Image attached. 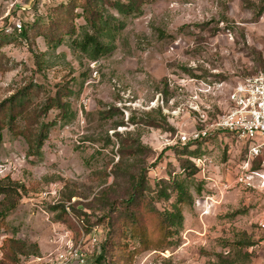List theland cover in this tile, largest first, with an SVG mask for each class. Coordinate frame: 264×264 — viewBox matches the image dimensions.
<instances>
[{
  "label": "rangeland",
  "instance_id": "1",
  "mask_svg": "<svg viewBox=\"0 0 264 264\" xmlns=\"http://www.w3.org/2000/svg\"><path fill=\"white\" fill-rule=\"evenodd\" d=\"M117 2L130 0H93L96 18L114 17L112 38L103 40L113 50L93 61L72 49L81 26L94 32L87 19L93 4L0 0V105L31 90L16 119L20 132L34 138L42 123L51 124L34 156L21 133L1 132L0 182L9 193L0 195V264H15L4 257L9 241L37 245L42 256L53 224L78 232L63 207L70 202L86 231L99 227L92 264H101L105 243L102 264H264L257 225L264 190L257 180L240 181L246 143L227 133L192 140L199 111L216 120L229 111L237 84L264 72V0H137L128 14ZM63 14L75 31L59 43ZM57 95L65 111L45 114ZM173 179L185 181L192 196L183 228L171 246L142 249L131 213L149 232L155 228L153 209L165 212L175 202L164 185ZM141 180L146 188L137 193ZM51 188L56 198L47 194Z\"/></svg>",
  "mask_w": 264,
  "mask_h": 264
},
{
  "label": "trees",
  "instance_id": "2",
  "mask_svg": "<svg viewBox=\"0 0 264 264\" xmlns=\"http://www.w3.org/2000/svg\"><path fill=\"white\" fill-rule=\"evenodd\" d=\"M137 0H130L129 4H123L121 2H117L115 8L118 10L120 14H128L130 12L135 11L134 2ZM87 5L90 7L91 4L95 6V4L92 2H88L86 0ZM84 6V11L88 13V9L86 6ZM99 11L96 9V6L91 9L90 17L87 18L90 27L93 29V33L90 34L89 31H87L84 26H81L82 31L80 32V36L73 41L72 49L78 51L79 53L85 55L88 59L96 61L97 58L100 56L110 53L113 50V44H104L103 40L105 38L111 39L112 33H111V21H113L114 17L109 16V18H102V14L99 15L97 18L95 17L96 14H98ZM69 16L63 14L62 22H65V25H63L62 29L58 30L57 33L61 32L62 34L57 35V41L63 42L64 41V34L63 33H71L70 31H75V28L72 26L71 22L67 21V18ZM88 25V24H87ZM71 27L70 30L67 31V28ZM20 29L22 27L20 26ZM2 36L0 35V40H2ZM23 38H28V30H23L20 34ZM56 37V36H55ZM58 45V44H57ZM32 93L31 90H22V92H19L18 94L12 96L5 102H3L0 105V138H1V132L6 128L9 127V129L14 133H21L23 136L26 137V140L29 145V155L34 156L40 153L41 148L44 145V141L46 140L47 133L49 130V127L51 124H44L42 123L38 132L34 134V138L32 137V133H26V132H20L19 126L16 124V119L23 115V108H24V99L29 96ZM62 96L57 95L55 98H49L47 104L44 107L43 112L47 114L50 110L57 108L59 110L65 111L66 107L68 106L67 103H64L62 101ZM20 134V135H21ZM190 169V168H188ZM165 186L168 188H171L173 193L176 194L175 202L171 206V210L165 211V212H159L158 210H154V213L158 220H156V226L153 228L150 232L147 230L144 224H142L140 221H137L136 215L134 212L131 213L135 219H131L130 228L133 233V236L138 238L140 241V244L142 245V249H147L149 247L154 246L155 248H161L164 246H171V239L174 236H177L179 232L183 228V207L185 204L190 205L191 203V194L188 191V186L186 185L185 181H179L176 179H173L172 183L167 184L164 182ZM146 188L144 181L141 180L139 184L136 187L137 193H142L144 189ZM166 189H162L160 191V195L162 197H165L166 200H170L172 196L166 193ZM9 193L8 188H5L2 186V183L0 182V195H5L7 197V194ZM134 197H132L128 201V205L130 208H132L134 204ZM0 205H3L1 203ZM65 207V206H63ZM62 207V208H63ZM72 210L75 208V205L73 204L71 206ZM56 209V208H53ZM4 211V210H3ZM132 211V210H129ZM1 213V212H0ZM64 214H66L64 212ZM67 215V214H66ZM2 216V215H1ZM10 244L9 249L4 250V257L10 258V260L15 261V264H18V261L15 259L20 256L25 257H31V256H38L40 255V249L39 247L32 246L31 250L29 249V246L25 242L21 241H9ZM100 245V242H99ZM101 254L98 258L99 263L105 262L107 257V251H108V243L103 244ZM121 255H123L122 252H120ZM115 264H119V262H115Z\"/></svg>",
  "mask_w": 264,
  "mask_h": 264
},
{
  "label": "built area",
  "instance_id": "3",
  "mask_svg": "<svg viewBox=\"0 0 264 264\" xmlns=\"http://www.w3.org/2000/svg\"><path fill=\"white\" fill-rule=\"evenodd\" d=\"M229 99V111L214 121H210L207 112H198L199 128L193 132L192 140L201 141L215 134L227 133L246 143L249 162L240 181L250 186L257 180L259 189L264 190V72L237 84ZM47 194L56 198L58 192L51 188ZM72 205V202L67 203L65 212L78 232L61 223L53 224L47 251L27 264L93 263L94 249L100 242L99 227L86 231L84 219L75 218ZM257 225L264 232V218L259 219Z\"/></svg>",
  "mask_w": 264,
  "mask_h": 264
},
{
  "label": "crops",
  "instance_id": "4",
  "mask_svg": "<svg viewBox=\"0 0 264 264\" xmlns=\"http://www.w3.org/2000/svg\"><path fill=\"white\" fill-rule=\"evenodd\" d=\"M45 245L47 246V248H46V249H48V245H47V243H46Z\"/></svg>",
  "mask_w": 264,
  "mask_h": 264
}]
</instances>
